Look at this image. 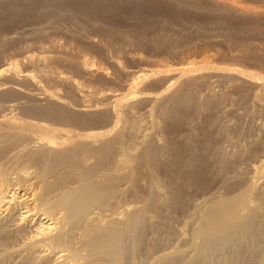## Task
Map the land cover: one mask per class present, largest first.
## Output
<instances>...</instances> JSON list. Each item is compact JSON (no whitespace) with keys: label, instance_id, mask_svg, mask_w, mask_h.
<instances>
[{"label":"bare ground","instance_id":"1","mask_svg":"<svg viewBox=\"0 0 264 264\" xmlns=\"http://www.w3.org/2000/svg\"><path fill=\"white\" fill-rule=\"evenodd\" d=\"M168 1L158 0L159 3ZM189 1L226 12L264 14V0ZM126 3L156 5L154 0H0V32L3 26L10 28L11 23L24 20L29 27L23 30L47 31L53 26L60 29L61 25L64 31L97 43L112 39L102 23V15L105 17L106 12ZM75 25L81 30L76 32ZM54 47L52 51L66 53L61 45ZM61 57L43 53L31 57L30 62L46 65ZM139 59L144 58L139 56ZM5 63L7 66L0 68V111L7 110L0 113V167L6 170L4 164L14 160L15 172L13 166L6 165L15 174L16 186L12 187L11 181L5 184L14 189L9 199L0 190V214L3 213L0 215V264H175L179 251L168 243L157 245V237L148 246L145 244L142 251L137 249L145 233L154 232L151 218L156 202L133 197L132 209L123 218L117 217L121 212L118 208L126 203L122 181L125 176L112 171L109 164L112 161L122 164L128 141L129 125L119 110H129L137 96L150 99L167 111L174 108L176 101L181 105L190 103L187 89L195 78L190 68L172 64L143 67L134 72L130 81L122 82V86L128 87L127 94L102 92L95 101L78 103L72 108L64 98L39 86L37 80H33L32 88H24L18 82L20 74L13 68V62ZM75 64L86 74L107 75L104 68L89 65L85 59L76 60ZM222 68L219 71L224 75L258 78L257 73L237 67ZM151 76L162 86L155 93L143 91L144 81ZM55 77L75 85L67 76L56 74ZM17 108L22 116L14 112ZM99 111L106 112L99 124L108 127L88 130L85 126L93 121L89 114ZM56 120L65 121L66 125L67 122L82 123L85 129L81 126L84 131H78L74 129L76 125L70 128V124L69 128L55 127V122L50 121ZM154 154L150 144L141 153L145 159ZM259 168V165L251 166L254 174L250 183L242 185L237 192L203 203L194 233L199 241L191 262L197 255L203 264H264V186L257 181ZM38 181L40 189L36 193L27 190L31 185L34 188ZM31 198L33 201L29 202ZM93 212L99 220L93 219L90 215Z\"/></svg>","mask_w":264,"mask_h":264},{"label":"rangeland","instance_id":"2","mask_svg":"<svg viewBox=\"0 0 264 264\" xmlns=\"http://www.w3.org/2000/svg\"><path fill=\"white\" fill-rule=\"evenodd\" d=\"M154 1L156 5L126 3L106 12L105 17H101L104 18L102 23L112 39H101L97 43L64 31L61 25L60 29L53 26L47 31L23 30L29 27L24 20L11 23L10 28L3 26L0 68L7 66L6 61L13 62V68L19 70L18 82L24 88H32L33 80H37L39 86L64 98L71 103L69 107H75L78 103L95 101L102 92L127 94L128 87L122 86V82L130 81L134 72L143 67L164 64L189 67L195 75L194 83L187 89L190 103L181 105L176 101L174 108L167 111L150 99L137 96L129 110H119L129 125L128 141L122 164L112 161L109 167L125 176L122 181L126 203L118 208L121 212L117 217L123 218L124 213L132 209L133 197L156 202L152 209L154 219L151 218L154 232L148 230L137 249L142 251L145 244L148 246L153 239H158L157 245L170 244L179 251L175 264H203L197 255L191 262L199 241L194 233L199 226L203 203L235 193L242 185L250 183L254 174L250 169L252 165L260 166L257 181L264 186V14L226 12L189 0ZM74 27L76 32L81 30L80 26ZM58 44L66 53L52 51ZM43 53L64 58L46 65L30 62L31 57ZM83 59L89 65L101 66L107 75L86 74L75 64L76 60ZM222 67L257 73L258 78L224 75L219 71ZM56 74L67 76L75 85L57 79ZM158 81L148 77L143 91H159L162 86ZM18 111L19 108L14 110L20 115ZM89 115L93 121L88 127L84 125L88 130L108 127L99 124L106 112ZM50 122H55V127H70L69 122L67 125L65 121ZM80 124L73 122L70 128L76 125L74 129L81 131L84 126ZM146 144L152 146L155 154L145 159L141 153ZM12 161L6 164L13 166L14 171L16 166ZM6 164L3 167L8 171L0 167V190L9 199L14 189L5 184L13 182L11 186H16V182L15 171ZM118 168L122 170H116ZM18 172L27 174L23 170ZM37 183V188L31 185L27 190L36 193L40 189V182ZM94 212L90 215L98 219Z\"/></svg>","mask_w":264,"mask_h":264}]
</instances>
